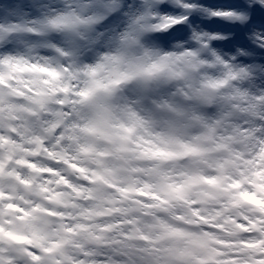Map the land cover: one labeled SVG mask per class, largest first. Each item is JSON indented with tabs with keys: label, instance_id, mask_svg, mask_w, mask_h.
Here are the masks:
<instances>
[{
	"label": "snow or ice",
	"instance_id": "snow-or-ice-1",
	"mask_svg": "<svg viewBox=\"0 0 264 264\" xmlns=\"http://www.w3.org/2000/svg\"><path fill=\"white\" fill-rule=\"evenodd\" d=\"M0 264H264V0H0Z\"/></svg>",
	"mask_w": 264,
	"mask_h": 264
}]
</instances>
